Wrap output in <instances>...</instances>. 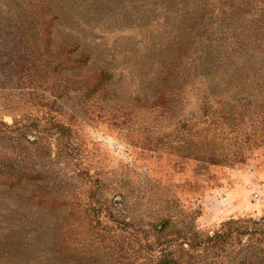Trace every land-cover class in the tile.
<instances>
[{"label": "rangeland", "instance_id": "rangeland-1", "mask_svg": "<svg viewBox=\"0 0 264 264\" xmlns=\"http://www.w3.org/2000/svg\"><path fill=\"white\" fill-rule=\"evenodd\" d=\"M74 46L87 63L59 68ZM101 68L103 92L78 100L73 82ZM161 92L163 108H153ZM1 121L10 161L0 174L20 177L0 185L2 264H41L48 253L54 263L62 237L72 244L90 231L92 199L138 226L193 220L211 235L227 221L262 222L264 0H0ZM24 125L32 131L14 164L9 131ZM203 129L218 164L183 157L186 135ZM257 237L242 236L224 262Z\"/></svg>", "mask_w": 264, "mask_h": 264}, {"label": "trees", "instance_id": "trees-1", "mask_svg": "<svg viewBox=\"0 0 264 264\" xmlns=\"http://www.w3.org/2000/svg\"><path fill=\"white\" fill-rule=\"evenodd\" d=\"M76 52L77 47L75 46L61 52L62 58L58 61V67L64 68L70 65L73 68H79L86 64L89 54H75ZM68 55L71 58L67 59ZM172 71V69L168 70L170 75H167L170 79L173 76ZM109 80L110 73L101 68L87 74L84 80L74 81L72 86H74V92L76 91V98L87 100V102L92 97L97 98ZM207 95H204V100L208 99ZM164 96L165 93L161 92L153 99V108H163ZM262 124L264 125V121ZM0 126L8 127L2 121ZM186 127L188 131L191 130L189 126ZM53 129L64 134L67 127L55 123ZM29 131H32V127L26 125L14 130L10 128L9 133L15 135L10 137L12 145L7 149L12 152L16 151L14 164L20 160L18 152L21 151L22 139ZM204 132L203 129L201 134H197L198 140L191 138L189 133L186 135L183 140L185 146L182 152L183 157L192 158L201 163L218 164V156L210 147ZM0 133L3 134L1 130ZM1 148L4 149V146ZM7 161L10 160L3 156L0 159V166H4ZM0 176V185L8 189H13L20 184V177L17 175L2 172ZM28 197L38 199V204L49 209H56L59 203L56 199L42 198L38 191L31 192ZM91 201L87 209L89 224L92 225L90 231L80 240L73 241L72 244L67 243L65 239H71L70 236L62 237L60 246L52 255L54 263L50 264H264V219L262 222L247 220L241 224L238 221H227L220 229L209 235V233L199 232L193 220L178 226L176 221L166 217L145 226L134 225L130 221L115 216L112 202L93 201V199ZM101 212L107 214L108 221L116 228L108 226L99 228L98 221ZM245 235L250 237L257 235L256 245H250L248 253L239 257L238 261L224 262L228 252L237 243L241 244L242 236ZM50 256L51 253L46 254L45 261L41 264H46ZM0 264H2L1 261Z\"/></svg>", "mask_w": 264, "mask_h": 264}, {"label": "built area", "instance_id": "built-area-1", "mask_svg": "<svg viewBox=\"0 0 264 264\" xmlns=\"http://www.w3.org/2000/svg\"><path fill=\"white\" fill-rule=\"evenodd\" d=\"M254 197L256 198V197H258V195H257V194H255V195H254Z\"/></svg>", "mask_w": 264, "mask_h": 264}]
</instances>
